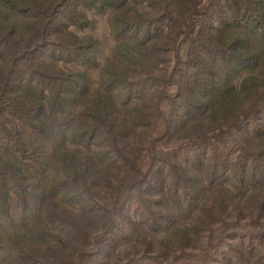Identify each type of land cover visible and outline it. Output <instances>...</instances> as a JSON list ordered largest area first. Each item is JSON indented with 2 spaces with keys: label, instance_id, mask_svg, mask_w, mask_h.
<instances>
[{
  "label": "trees",
  "instance_id": "trees-1",
  "mask_svg": "<svg viewBox=\"0 0 264 264\" xmlns=\"http://www.w3.org/2000/svg\"><path fill=\"white\" fill-rule=\"evenodd\" d=\"M259 197L264 0H0V264H210Z\"/></svg>",
  "mask_w": 264,
  "mask_h": 264
},
{
  "label": "rangeland",
  "instance_id": "rangeland-1",
  "mask_svg": "<svg viewBox=\"0 0 264 264\" xmlns=\"http://www.w3.org/2000/svg\"><path fill=\"white\" fill-rule=\"evenodd\" d=\"M97 26L93 29H89L88 31L90 32L89 34H95L98 36L102 42H103V47H102V59H106V57L110 56L112 48L114 46V40L112 39L110 35V25L106 21L105 15H101L97 17ZM256 199V195L253 197H250L248 200L251 202ZM264 202L263 197H259L256 203V207H259L258 205ZM240 203V202H239ZM246 201H242L240 203V206L245 207ZM211 207L210 203H207V205L202 208L209 209L206 207ZM213 208V207H212ZM203 210V211H204ZM200 215V219H203L206 214L203 212L198 213ZM197 215V216H198ZM257 221L261 223L262 225L256 224L253 229H254V234L252 235H244L242 238H237L234 240H229L227 241L226 244H222L221 249H218V252L216 253V260L215 262H212L210 264H224L226 260H230L231 264H264V218L258 217ZM198 222V221H197ZM182 229H178L174 231L173 234L179 233ZM172 234V235H173ZM239 239H244L246 240L245 243L247 244V249L245 253L242 251V256L240 254L234 252H241L240 248V242L242 240ZM249 241V242H248ZM128 249V248H127ZM191 250V248H190ZM183 252L179 253L182 254ZM249 253H252L249 255ZM176 252H174L169 260H173L174 256H176ZM139 256V255H138ZM241 257L245 262H240ZM165 263V262H164ZM163 263V264H164ZM149 264V263H147Z\"/></svg>",
  "mask_w": 264,
  "mask_h": 264
}]
</instances>
